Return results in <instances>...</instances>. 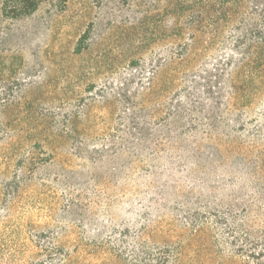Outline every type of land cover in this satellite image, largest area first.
<instances>
[{
	"label": "rangeland",
	"instance_id": "1",
	"mask_svg": "<svg viewBox=\"0 0 264 264\" xmlns=\"http://www.w3.org/2000/svg\"><path fill=\"white\" fill-rule=\"evenodd\" d=\"M36 1L0 0V264H120L105 250L129 261L141 238L184 246L177 264H264V86L210 129L158 114L151 83L184 9L210 70L263 43L264 0Z\"/></svg>",
	"mask_w": 264,
	"mask_h": 264
},
{
	"label": "trees",
	"instance_id": "2",
	"mask_svg": "<svg viewBox=\"0 0 264 264\" xmlns=\"http://www.w3.org/2000/svg\"><path fill=\"white\" fill-rule=\"evenodd\" d=\"M37 7L36 0H18L11 17L30 15ZM194 7L197 6L193 5L182 12L184 20H190L187 23L181 22L175 32L172 46L177 55L170 57L166 63L168 75L163 77L161 72H157L151 78L154 86L152 90L158 102L157 113L160 114L159 108L163 109L165 106L168 109L167 119L185 123L197 122L210 129H218V126L225 124H243L252 112L251 101L259 98L264 86V41L262 44L252 45L235 39L230 50L235 52L236 56H230L207 70L206 62L198 54L201 45L199 23L190 15L195 11ZM177 24L179 22L175 27L179 26ZM252 52L263 55V58L261 55L251 57L249 53ZM252 67H256L261 75L258 87L254 89L250 76ZM199 231H202L201 228L191 233ZM116 239L114 238L113 242L118 244L120 239ZM131 242V250L128 251L132 260L130 258L129 261L115 254L110 250L112 248L98 249L105 250L120 264H177L184 247L179 245L174 249L164 248V251L153 254L146 239ZM61 257L59 264H81L70 255L64 257L61 254Z\"/></svg>",
	"mask_w": 264,
	"mask_h": 264
}]
</instances>
